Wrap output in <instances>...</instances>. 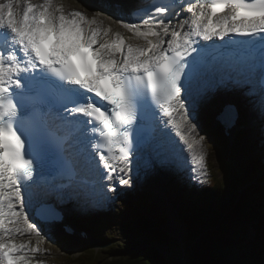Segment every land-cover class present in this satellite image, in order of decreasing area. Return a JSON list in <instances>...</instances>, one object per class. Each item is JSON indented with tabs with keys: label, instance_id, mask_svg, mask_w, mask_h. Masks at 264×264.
<instances>
[{
	"label": "snow or ice",
	"instance_id": "1",
	"mask_svg": "<svg viewBox=\"0 0 264 264\" xmlns=\"http://www.w3.org/2000/svg\"><path fill=\"white\" fill-rule=\"evenodd\" d=\"M87 11L65 12L60 0H0V264H44L35 256L49 241L29 215L25 190L37 166L74 170L61 132L80 133L72 144L79 162L116 192L117 183L131 185L134 133L140 138L134 126L155 119L153 106L206 183L204 138L192 135L184 95L194 83L202 80L206 92L258 82L264 114V0L142 3V23H117L146 47L127 43L99 12L89 18ZM171 17L181 18L173 25ZM31 236L36 245L17 242Z\"/></svg>",
	"mask_w": 264,
	"mask_h": 264
},
{
	"label": "rangeland",
	"instance_id": "2",
	"mask_svg": "<svg viewBox=\"0 0 264 264\" xmlns=\"http://www.w3.org/2000/svg\"><path fill=\"white\" fill-rule=\"evenodd\" d=\"M130 1L133 5L143 2V0ZM60 2L62 3L65 12H85L84 8L78 5H73L68 0H60ZM96 13L97 12H94L93 14L89 15V12L87 11L86 15L91 18ZM104 16L105 15L100 14L97 19L104 21ZM111 26L112 25H109V28H111ZM119 31L123 33L124 28H119ZM136 42L137 41L134 39L127 41V43L130 44H135ZM140 42L141 41H139V43ZM140 44L142 47L147 46L146 41L143 43L141 42ZM249 89L250 88L248 87V93L251 91ZM224 91L227 93L229 89L226 88ZM214 96L217 97L216 90L215 93L214 90L209 93L202 92V97L195 99V103H200L199 107H203V104H207V108L203 110V127L200 132L198 131L192 134L197 139H199L200 136L204 138V151L207 153V176L205 177L206 182L210 179V177L214 176L218 177L216 179H222V160L226 159L227 157L232 159L231 167L239 176L244 175L249 170L248 165L253 160H255L257 163L256 167L261 168V162L263 159L261 157V151H264V128L257 126L255 120L252 118V113L254 115L257 111L253 110V107L251 109L252 101L249 100L251 96L247 95V98L243 97L242 99L244 100L242 101L240 98V112L243 115L241 120L247 125L244 126V124H241V128L245 129L244 132L236 135L237 137L234 136L233 138H235V140L231 141V143L227 140L229 142L228 143L224 137L225 134L217 130L211 123V114L216 109L218 101H220V99L222 101V98L215 100ZM213 100L215 101L212 102ZM198 111L199 110H196L194 112V117L192 120L194 124L197 119ZM262 124L264 123H261V125ZM197 127H199V125H196V130H198ZM187 155L188 154H185L184 157H179L177 161L170 162V165L172 166L170 169L167 167L168 164H165L168 168V170H166L167 172L164 170H153L152 174H147L145 178H139L138 176L133 178L131 180L130 186H123V188L120 186L117 188L116 192H106L105 197L101 202L96 201L95 204L90 207H85L84 205L79 206V203L76 204L74 201L69 204V206H71V208L68 206L71 212L70 218L75 222L76 226L88 229L92 237L96 239L102 238L110 242L111 244L107 248L91 249L88 245H83L81 249L73 248L75 241L70 239V237L57 235L52 230V228L51 230L44 229L38 225L41 228L46 240L49 241L39 245L41 249H43V252L38 254V256L41 258V261H43L44 264H48V261L55 264H67L69 261L75 260L82 255L93 254L96 255L99 264H103L105 262L107 263L115 261L119 258H130L133 253H139L142 256H147L151 254L152 249L159 251L155 247V244H144L149 238L146 231L140 232L138 231L139 229L134 228L131 233H126L120 230L114 219V214L120 204H134L138 201L137 198L125 194L123 189L138 191L142 199H148L147 201L149 203V208L142 211H144V213L149 218L150 224L152 226H160L162 230L173 237L167 228L169 221L166 222L165 218L162 216L164 211L160 212V210L164 201L169 202L173 209H178L174 202V197L176 198V195L179 191V188L175 184V180L177 179L178 175L184 171L187 172L189 178L197 184H205L200 183L199 179L190 171V165H186L185 157H187ZM156 168L159 170L161 167ZM262 174H264V171L263 173H260V175ZM242 192V190H239V186L233 188L226 186L224 188V193L227 196V199L233 197L241 198ZM26 202L29 204L27 199ZM28 211L30 215V210L28 209ZM175 224L180 228V230L178 229V232L174 234L180 237L174 236V238L181 240L184 237V227L180 217L175 220ZM249 230L250 233L247 234V238L254 237V230L252 228ZM17 242H26L36 245L37 238L35 236L18 237ZM66 247H70V251H65ZM162 249H164L166 252L164 255L162 252L160 253L166 260L170 259L172 253H176V249L171 247V245L164 246Z\"/></svg>",
	"mask_w": 264,
	"mask_h": 264
},
{
	"label": "trees",
	"instance_id": "3",
	"mask_svg": "<svg viewBox=\"0 0 264 264\" xmlns=\"http://www.w3.org/2000/svg\"><path fill=\"white\" fill-rule=\"evenodd\" d=\"M261 157L264 159V151ZM231 163L229 157L222 160V179L210 177L205 184H197L187 172L178 175L175 184L179 191L174 202L184 227L181 240L170 236L160 226H152L142 211L149 208L148 199H142L138 191L124 189L125 194L138 201L117 207L114 219L120 230L126 233L134 228L146 231L149 238L145 245H171L176 253L166 260L159 251L152 249L147 256L133 253L130 258L103 264H264V174L260 175L264 168L263 165L256 167L253 160L248 165L249 170L239 176ZM226 186H239L243 191L241 198L227 199ZM250 228L254 230V237L247 238ZM67 264H99V261L92 254L82 255Z\"/></svg>",
	"mask_w": 264,
	"mask_h": 264
},
{
	"label": "bare ground",
	"instance_id": "4",
	"mask_svg": "<svg viewBox=\"0 0 264 264\" xmlns=\"http://www.w3.org/2000/svg\"><path fill=\"white\" fill-rule=\"evenodd\" d=\"M68 1L71 4H73V5H78V6L82 7V8H84V9L87 8L88 9V12H89V15L90 14H93L94 12H99L100 14L105 15L104 16V19H103L104 20L103 21V26L104 27H109V25H112L111 26L112 32H118V33H120L122 36H124L126 38V42L128 40H130V39H134L138 43L136 42L133 45L141 46V44H139V41H145L142 38H136V37L132 36V34L129 33V32H127V30H125V29H124V32L121 33V31H119V28H121V26H120L119 23H117V21H121V20L124 21V22H133L131 20V18H130V14L132 13V11L136 7H138L142 3H146L145 0H143L142 3L136 4V5H133L130 0H68ZM185 15H188V14L185 13ZM216 45H221V43L220 42H217ZM214 86H209V88L207 89L206 92L205 91H199V90L196 91L195 92V95H194V98L192 100H195V99H198V98L202 97V92L203 93H209L212 90H214V93H215V90H218V87H217V85H214ZM218 86H220V85H218ZM221 88H222L221 91L220 90L217 91V97L214 96L215 100H219L220 98H222V100H224V99L226 100L227 99V101H231V102L236 103L237 106H238V108H239V110H240V102L242 100H244L242 98L243 97L244 98H247L248 96H250L249 94L251 92V91L249 93L247 92L248 93V96H246L245 95L244 87H241L242 93H239L237 90H234V89H232L231 92L227 91V93H226V91H224L225 88L224 87H221ZM240 98H241V101H240ZM215 100H213L212 102H214ZM249 100L252 101L251 109L253 107V110H256L257 111L256 113L259 114V115H257L255 113L253 115V113H252V118L255 120L257 126H261V127L264 128V124L261 125V123H264V114L261 113V110H260V102L257 99V96H256V93L255 92L251 95V98ZM199 105H200V103H195V105L193 106V108L191 110L192 112H195L196 110H199L198 111V115H197V119L195 121V124L196 125H199V127H197L198 130H196V132H198V131L200 132V130L203 127V124H204V119H203L204 113H203V110H205L207 108V106H206L207 104H205V105L203 104V107H199ZM201 106H202V104H201ZM249 113H251V112H249ZM166 127L167 128L165 130V129H161L159 127V125H158L157 126V129L159 130V132L161 134V138L163 139V137H165V140L166 141H169L172 144V141L175 139V137L172 138L169 135V133H168L169 132V130H168L169 127L168 126H166ZM154 130H155V128H154ZM169 137H171V139ZM225 138L228 141H231V138H233V136L230 135V134H225ZM176 145H178L180 148H183L184 147L182 144H180V142H177ZM170 146L171 147H166L164 153L162 154V157H164L163 159H166V160L163 161V163L164 162L168 163L169 169L172 167L170 165V162H172V159H174L176 157V155H178L180 157H184V155L187 154L186 152L183 153V154L179 153L176 150V148L173 146V144L170 145ZM159 160L160 159L158 158V161ZM262 165H264V163ZM152 167H154V166H152ZM156 167H161L160 166V163H157ZM135 170H143V174H146V175L147 174H152V169L147 168L146 165L142 161L141 162H137L135 164ZM77 177L80 178L81 176H79L77 174ZM157 184H158V182H157ZM28 199L30 200V198H28ZM45 199H46V197H45ZM66 209H67L68 215L70 216V208L67 206ZM68 219H69V223L73 225L74 224L73 223V220L70 217ZM167 228L169 229L170 233L173 236L180 237V236H176L174 234V233H177L178 232V229L180 230V228L175 224V221L168 222ZM52 230L53 231L54 230L55 231H59L60 233H62V230H61L60 227H53ZM180 234H182V233H180ZM86 244H88V243H83V242L76 241L75 244H73L74 245L73 248L81 249L82 246L83 245H86ZM155 247L160 252H162L163 255L165 254L166 251L164 249H162V247H160L158 245H155ZM158 247H160V248H158Z\"/></svg>",
	"mask_w": 264,
	"mask_h": 264
},
{
	"label": "water",
	"instance_id": "5",
	"mask_svg": "<svg viewBox=\"0 0 264 264\" xmlns=\"http://www.w3.org/2000/svg\"><path fill=\"white\" fill-rule=\"evenodd\" d=\"M174 237V236H173ZM110 242L105 241L103 239L93 238L89 244L91 249H104L110 246ZM160 252V251H159Z\"/></svg>",
	"mask_w": 264,
	"mask_h": 264
}]
</instances>
